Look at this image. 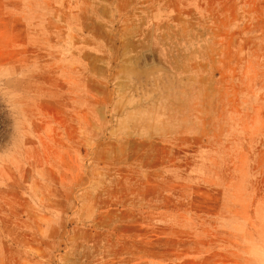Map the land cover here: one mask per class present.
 Listing matches in <instances>:
<instances>
[{
  "label": "rangeland",
  "instance_id": "1",
  "mask_svg": "<svg viewBox=\"0 0 264 264\" xmlns=\"http://www.w3.org/2000/svg\"><path fill=\"white\" fill-rule=\"evenodd\" d=\"M0 264H264V0H0Z\"/></svg>",
  "mask_w": 264,
  "mask_h": 264
}]
</instances>
